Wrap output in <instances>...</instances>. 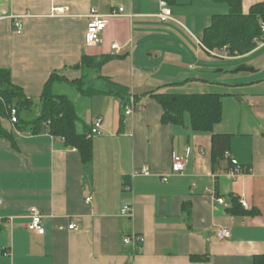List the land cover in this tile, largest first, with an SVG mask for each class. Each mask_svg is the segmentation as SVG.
<instances>
[{"label":"crops","instance_id":"1","mask_svg":"<svg viewBox=\"0 0 264 264\" xmlns=\"http://www.w3.org/2000/svg\"><path fill=\"white\" fill-rule=\"evenodd\" d=\"M162 1L0 0V67L29 97L38 100L56 71L79 79L84 55H110L98 73L128 86L141 106L126 115L113 95L70 97L80 131L102 118L87 165L62 138L8 120L16 146L0 136V264H256V257L264 264V47L243 55L205 47L214 15L230 11L226 0L166 1L173 18L165 22ZM261 1L242 0L243 12ZM93 7L125 9L108 18L97 46L86 44ZM12 15L21 16L22 32ZM62 84L74 86L56 82L54 90ZM150 91L222 94L213 132L232 135L229 156L214 167L212 133L194 130L188 112L183 123L164 124L160 102L144 95ZM173 155L188 156L181 173L171 171ZM231 159L241 173H232ZM144 165L152 173L133 177ZM232 196L254 214L231 215ZM126 203L131 218L121 214ZM29 207L42 211L41 235L28 229ZM221 228L229 238L216 237ZM133 232L145 238L135 248L123 241Z\"/></svg>","mask_w":264,"mask_h":264},{"label":"trees","instance_id":"2","mask_svg":"<svg viewBox=\"0 0 264 264\" xmlns=\"http://www.w3.org/2000/svg\"><path fill=\"white\" fill-rule=\"evenodd\" d=\"M172 3L173 0H166ZM230 3V11L226 14L214 15L212 24L205 29L202 43L210 51L226 48L230 54H246L257 47V39L264 38V1L255 3L248 13L242 10V0H226ZM110 55L97 57L84 55L82 63L76 68L82 70L79 79L69 80L59 72H54L46 82L41 96L37 99L29 97L25 90L13 83L11 71L0 67V136L13 141L14 135L4 124L8 120L11 107L17 108L18 122L15 127L31 134L49 133L64 140L66 147L76 148L85 165L93 157V140L90 131H80L75 103L64 93L54 90L56 82H67L74 85L85 96L101 94L113 95L120 100L124 111L129 105L131 96L140 104V97L134 95L128 86L98 73L100 67L110 59ZM91 71V72H90ZM93 71V72H92ZM94 72L98 75L94 77ZM155 97L164 109L162 122L164 124H180L184 121L185 113L191 116L192 128L196 131L212 133V163H218L229 156L231 149V134L213 132L214 126L222 120V94L210 93H159L150 91L144 93ZM38 112L32 115L35 108ZM233 167V159H231ZM231 215H252L253 211L246 210L238 196H232V206L228 208ZM199 258V257H194ZM262 257H256L260 264ZM199 259H206L200 257Z\"/></svg>","mask_w":264,"mask_h":264},{"label":"built area","instance_id":"3","mask_svg":"<svg viewBox=\"0 0 264 264\" xmlns=\"http://www.w3.org/2000/svg\"><path fill=\"white\" fill-rule=\"evenodd\" d=\"M67 11V8H55L53 9V15H64L65 12ZM125 15V9L124 7H120L118 10H114L109 14H101L99 10L95 7H93L90 10L89 13V21H88V26H87V31H86V44L89 46H97L98 43L100 42V35L101 33L105 30V28L108 25V18L112 16H123ZM12 18L15 19L14 21V26L17 30V32H22L23 31V24L21 20V16L17 15H12ZM158 17L160 18L161 21H169L172 19V10L166 3V1L161 2V11L158 14ZM262 31L264 34V24L262 25ZM257 45L259 48L264 47V38L262 39H257ZM113 49H120V46L117 43H114L112 45ZM229 52V51H228ZM141 106L140 104L136 103V100L134 96H131V100L129 105H127L125 109V114L126 115H131L135 111L140 110ZM9 118L10 122L15 125V123L18 122V111L17 108L11 107L9 110ZM101 127H102V118H96L93 123H92V128L90 135H95V134H100L101 133ZM188 162V156H183V155H173L172 158V165H171V171L172 173H181L183 170H185ZM233 163L236 166L232 170V173L234 175L241 173L243 170L239 166L238 162L233 159ZM152 173V169L149 165H144L141 168L134 169L132 172V176H139V175H150ZM163 180L167 181L168 180V175L163 176ZM131 186L127 185L126 190H129ZM212 195L216 196L215 193L213 192ZM91 197L87 198V201H90ZM216 200L219 204L225 205V200L222 197H217ZM241 203L246 206L245 201H241ZM2 204V198H1V191H0V205ZM133 208L130 204L126 203L122 209H121V214L132 217L133 216ZM27 211L29 212V217H30V222L28 224V229L32 231L35 234H43L44 228H43V214L42 211L37 208V207H29L27 208ZM70 228H74V224L72 223L70 225ZM231 235V231L229 228H221L218 229L216 233V237L220 240L229 238ZM124 243L127 245H131L134 248L142 245L145 241V238L142 234L139 233H131L128 234L124 237L123 239Z\"/></svg>","mask_w":264,"mask_h":264},{"label":"rangeland","instance_id":"4","mask_svg":"<svg viewBox=\"0 0 264 264\" xmlns=\"http://www.w3.org/2000/svg\"><path fill=\"white\" fill-rule=\"evenodd\" d=\"M59 92L66 93V94L69 95V97L74 98L76 96V93H77V88H75V86H67V84H62L59 87ZM37 109H38V107L35 108V110L32 113V115H29V116H34L36 114V112H38ZM3 121H4V124H5L6 127H10L11 126V123H9V121H8V119L6 117H4Z\"/></svg>","mask_w":264,"mask_h":264}]
</instances>
